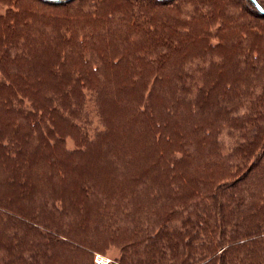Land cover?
<instances>
[{
	"label": "trees",
	"instance_id": "trees-1",
	"mask_svg": "<svg viewBox=\"0 0 264 264\" xmlns=\"http://www.w3.org/2000/svg\"><path fill=\"white\" fill-rule=\"evenodd\" d=\"M0 1V264H264V28L229 0Z\"/></svg>",
	"mask_w": 264,
	"mask_h": 264
},
{
	"label": "rangeland",
	"instance_id": "rangeland-1",
	"mask_svg": "<svg viewBox=\"0 0 264 264\" xmlns=\"http://www.w3.org/2000/svg\"><path fill=\"white\" fill-rule=\"evenodd\" d=\"M23 1H25V0H23ZM32 1V3H34V4H37V6H42V7H46L47 5H43V4H47L46 2H43V1H41V0H31ZM91 1V0H90ZM90 1H89V4H90ZM227 1V0H226ZM159 2H161V1H156V4H155V6L156 7H161L162 5H159L158 3ZM229 2L230 3H228V1H227V3L226 4H222V5H224V9L222 8V10H228V11H232L233 10V12H236L238 15H240V16H242V17H244V18H248V20L246 21V24L248 25V24H250V23H254V24H256V25H258V27H261V28H264V15H260V14H258L256 11H255V9L254 8H252L250 5H249V3L247 2H245V0H229ZM76 2H72V3H70V4H65L63 7H73L74 6V4H75ZM88 4V5H89ZM52 5H55V6H52ZM49 6L50 7H57L56 6V4H49ZM154 6V7H155ZM83 9H85V8H87V6H81ZM62 7H57L56 9L58 10V9H61ZM12 9H13V13H15V9L16 8H13V7H11V6H9L8 4H5L4 2H1L0 1V15H5L6 14V12L8 11V12H11L12 11ZM205 9V11H209L208 10V8H204ZM254 19V20H253ZM251 20H253V21H251ZM222 23H221V21L219 22V20L218 21H215L211 26H210V31L208 32L209 33V35H211V38H210V41L212 42V43H215L217 40H216V38L214 37V35H215V32L220 28V25H221ZM245 24V25H246ZM113 25H114V23H113ZM116 25V24H115ZM121 26V25H120ZM208 29V30H209ZM244 29H246V28H244ZM90 32H92V31H90ZM101 32V31H100ZM160 34H166V32L164 33V30H162L161 32H160ZM237 34V36L239 37V38H241V34L242 33H236ZM105 35L107 36V34H106V32H105ZM78 36V35H77ZM86 36H88V35H86ZM86 36H84L83 37V39L84 40H86L85 38H88V37H86ZM90 36V35H89ZM91 37H89L87 40H89ZM82 42H84V41H82ZM137 42L138 41H134V43H131V44H133V45H137ZM84 43H86V45L88 46V48H86V49H84L83 50V53H84V56H85V58L87 59V61H89L90 62V64L91 65H96V66H100L101 67V61L96 57V56H100V55H97L95 52H98V50L96 49V48H94L95 46H93L94 45V42L92 43V42H90V41H86V42H84ZM106 48H107V54H110V55H114V54H116V53H118L119 51H120V49H117L116 51H115V49L116 48H118V46H116L115 45V48L113 47V45H112V43H106ZM112 48L114 49L113 51H112ZM122 48V47H121ZM95 52H94V51ZM112 51V52H111ZM100 54H103L102 52L100 53ZM48 56H44V60L46 61V62H52L51 61V58L50 57H48ZM74 59V58H73ZM62 60H64V59H62ZM68 60V59H67ZM93 60V61H92ZM69 61V60H68ZM115 61H118L117 63H119V59H115ZM39 62H40V60H39ZM41 63V62H40ZM42 64V63H41ZM101 64V65H100ZM0 65H1V63H0ZM27 67H28V65H27ZM44 67H45V65H43L42 64V66H41V70H44ZM48 69H52V70H57L56 68H55V65L54 64H52V65H50L49 66V68ZM57 72V71H56ZM0 73H1V71H0ZM41 74V72L40 73H36V75H40ZM68 79V78H67ZM135 81V80H134ZM136 81H138V78L136 79ZM135 81V82H136ZM127 82V81H126ZM117 84V83H116ZM118 84H120L119 82H118ZM148 84H149V81H148ZM118 96H124V95H122V93L121 92H119L118 91ZM127 96V95H126ZM125 100L128 98H125V97H123ZM113 114H117V110L115 111L114 110V112H113ZM89 119H91V122H93V125L89 128L88 127V130L89 131H91L92 129H93V127H95L94 125L95 124H98V125H100L98 122V117H97V115L95 116V112H94V115H89ZM80 124H82V127H85V125L83 124V123H80ZM86 129H87V126H86ZM89 137H91V132H89ZM73 142H72V140H70V138H68L67 137V139L65 140V146L67 147V148H72L73 146ZM87 174H103V173H105V171L104 170H102V169H98V167H96V170H93V171H91V170H86L85 171ZM249 184H252V186H254V184L253 183H249ZM196 251H197V248H196ZM95 254H100L101 256H103V257H105V258H108L109 259V262L108 263H110V262H112V261H114L115 260V258L117 259L118 257H119V250H118V247H116V246H114V245H109V246H107V248L104 250V253H98V252H96ZM93 262L95 263V261H94V255H93ZM249 263V262H248ZM250 264V263H249Z\"/></svg>",
	"mask_w": 264,
	"mask_h": 264
},
{
	"label": "built area",
	"instance_id": "built-area-1",
	"mask_svg": "<svg viewBox=\"0 0 264 264\" xmlns=\"http://www.w3.org/2000/svg\"><path fill=\"white\" fill-rule=\"evenodd\" d=\"M94 261L96 264H107L109 262V259L101 256L100 254H95Z\"/></svg>",
	"mask_w": 264,
	"mask_h": 264
}]
</instances>
